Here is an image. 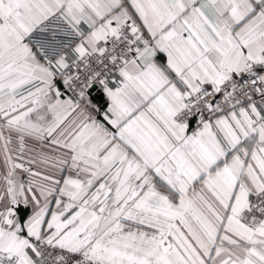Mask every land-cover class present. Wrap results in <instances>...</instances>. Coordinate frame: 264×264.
<instances>
[{
    "label": "snow or ice",
    "instance_id": "obj_1",
    "mask_svg": "<svg viewBox=\"0 0 264 264\" xmlns=\"http://www.w3.org/2000/svg\"><path fill=\"white\" fill-rule=\"evenodd\" d=\"M0 264H264V0H0Z\"/></svg>",
    "mask_w": 264,
    "mask_h": 264
}]
</instances>
